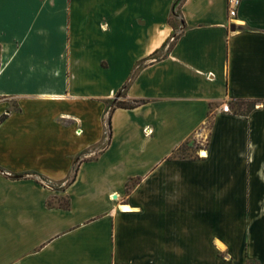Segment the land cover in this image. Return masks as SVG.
Here are the masks:
<instances>
[{
	"label": "crops",
	"instance_id": "obj_1",
	"mask_svg": "<svg viewBox=\"0 0 264 264\" xmlns=\"http://www.w3.org/2000/svg\"><path fill=\"white\" fill-rule=\"evenodd\" d=\"M177 1L0 0V264H264V0Z\"/></svg>",
	"mask_w": 264,
	"mask_h": 264
},
{
	"label": "trees",
	"instance_id": "obj_2",
	"mask_svg": "<svg viewBox=\"0 0 264 264\" xmlns=\"http://www.w3.org/2000/svg\"><path fill=\"white\" fill-rule=\"evenodd\" d=\"M175 15H178V11H175L174 12ZM178 36L175 35V40ZM134 78V75L131 77V79L124 84L123 86V91L125 89H127V87L130 85L131 81L133 80ZM147 100L145 99H136L134 101H126V100H119L116 102L115 106L116 107H122V108H134L138 105H141L143 103H146ZM257 104V100H246V99H237V100H231L229 101V108L230 110H232L233 112L235 113H240V114H247L248 112H250ZM7 117V114H4L0 117V123ZM208 123L209 125L212 124V116L209 117V120H208ZM108 125H109V133L111 134V124H110V119L108 121ZM187 144L185 145H182L180 146L174 153L175 156H188V155H185L183 153H181L180 151L183 149L184 146H186ZM75 176L76 174L71 178L70 181H73L75 179ZM134 183H130L128 184V187H127V190L130 191L132 186H133ZM52 186V185H51ZM61 205L63 206H67L68 205V202L65 201V202H61Z\"/></svg>",
	"mask_w": 264,
	"mask_h": 264
},
{
	"label": "built area",
	"instance_id": "obj_3",
	"mask_svg": "<svg viewBox=\"0 0 264 264\" xmlns=\"http://www.w3.org/2000/svg\"><path fill=\"white\" fill-rule=\"evenodd\" d=\"M243 1L244 0H228V4H229V15L231 17H235L237 15L238 8L242 4ZM171 40L174 41L175 40V36L171 37ZM223 108L225 110H227L228 109V106L227 105H224ZM44 184L50 186V184H48L47 182H44Z\"/></svg>",
	"mask_w": 264,
	"mask_h": 264
},
{
	"label": "rangeland",
	"instance_id": "obj_4",
	"mask_svg": "<svg viewBox=\"0 0 264 264\" xmlns=\"http://www.w3.org/2000/svg\"><path fill=\"white\" fill-rule=\"evenodd\" d=\"M173 25L175 27V30L179 28V21L176 18H173ZM192 149L193 147L191 145H186L183 147V149L180 151L181 153L185 154V155H190L192 154ZM43 183L47 182L48 184H50V186L52 185L51 182H49L48 180H45L42 178L41 180Z\"/></svg>",
	"mask_w": 264,
	"mask_h": 264
},
{
	"label": "water",
	"instance_id": "obj_5",
	"mask_svg": "<svg viewBox=\"0 0 264 264\" xmlns=\"http://www.w3.org/2000/svg\"><path fill=\"white\" fill-rule=\"evenodd\" d=\"M180 1H181V0H178V1L176 2L175 7L178 5V3H179Z\"/></svg>",
	"mask_w": 264,
	"mask_h": 264
}]
</instances>
